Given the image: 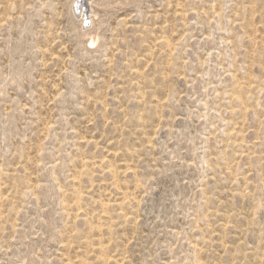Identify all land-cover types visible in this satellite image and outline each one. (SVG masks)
Masks as SVG:
<instances>
[{
	"label": "rangeland",
	"instance_id": "1",
	"mask_svg": "<svg viewBox=\"0 0 264 264\" xmlns=\"http://www.w3.org/2000/svg\"><path fill=\"white\" fill-rule=\"evenodd\" d=\"M73 3L0 0V264H264V0Z\"/></svg>",
	"mask_w": 264,
	"mask_h": 264
},
{
	"label": "bare ground",
	"instance_id": "2",
	"mask_svg": "<svg viewBox=\"0 0 264 264\" xmlns=\"http://www.w3.org/2000/svg\"><path fill=\"white\" fill-rule=\"evenodd\" d=\"M84 2L85 0H74V3H73V10L77 11V14L80 17V20H82L81 24L83 26H84V22L88 25V23L91 22V19H92V15L90 13L88 14L89 11L87 12L86 6L84 7ZM87 5H88L87 8L92 9L90 1H89V4ZM95 43H96V37L93 36L92 44H95Z\"/></svg>",
	"mask_w": 264,
	"mask_h": 264
}]
</instances>
